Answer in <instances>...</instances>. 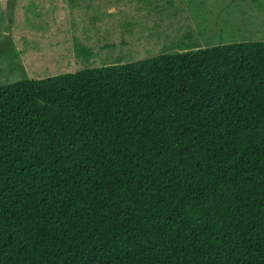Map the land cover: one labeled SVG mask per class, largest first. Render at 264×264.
I'll list each match as a JSON object with an SVG mask.
<instances>
[{
	"label": "trees",
	"instance_id": "obj_1",
	"mask_svg": "<svg viewBox=\"0 0 264 264\" xmlns=\"http://www.w3.org/2000/svg\"><path fill=\"white\" fill-rule=\"evenodd\" d=\"M0 264H264V40L0 84Z\"/></svg>",
	"mask_w": 264,
	"mask_h": 264
},
{
	"label": "rangeland",
	"instance_id": "obj_2",
	"mask_svg": "<svg viewBox=\"0 0 264 264\" xmlns=\"http://www.w3.org/2000/svg\"><path fill=\"white\" fill-rule=\"evenodd\" d=\"M264 40V0H0V84Z\"/></svg>",
	"mask_w": 264,
	"mask_h": 264
}]
</instances>
